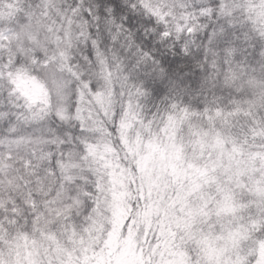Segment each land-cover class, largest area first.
<instances>
[{
  "label": "snow or ice",
  "instance_id": "snow-or-ice-1",
  "mask_svg": "<svg viewBox=\"0 0 264 264\" xmlns=\"http://www.w3.org/2000/svg\"><path fill=\"white\" fill-rule=\"evenodd\" d=\"M0 264H264V0H0Z\"/></svg>",
  "mask_w": 264,
  "mask_h": 264
}]
</instances>
